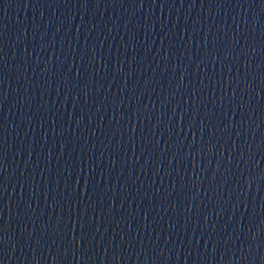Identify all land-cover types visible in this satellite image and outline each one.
Returning <instances> with one entry per match:
<instances>
[{"label": "water", "instance_id": "water-1", "mask_svg": "<svg viewBox=\"0 0 264 264\" xmlns=\"http://www.w3.org/2000/svg\"><path fill=\"white\" fill-rule=\"evenodd\" d=\"M0 264H264V0H0Z\"/></svg>", "mask_w": 264, "mask_h": 264}]
</instances>
